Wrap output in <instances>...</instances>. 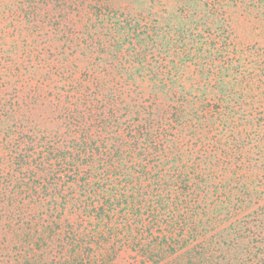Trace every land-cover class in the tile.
<instances>
[{"label":"trees","instance_id":"obj_1","mask_svg":"<svg viewBox=\"0 0 264 264\" xmlns=\"http://www.w3.org/2000/svg\"><path fill=\"white\" fill-rule=\"evenodd\" d=\"M0 264H264V0H0Z\"/></svg>","mask_w":264,"mask_h":264}]
</instances>
